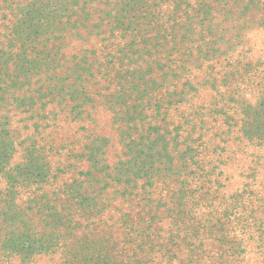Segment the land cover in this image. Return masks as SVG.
Masks as SVG:
<instances>
[{"label":"rangeland","instance_id":"rangeland-1","mask_svg":"<svg viewBox=\"0 0 264 264\" xmlns=\"http://www.w3.org/2000/svg\"><path fill=\"white\" fill-rule=\"evenodd\" d=\"M177 1L0 0V264H264V0Z\"/></svg>","mask_w":264,"mask_h":264},{"label":"trees","instance_id":"trees-1","mask_svg":"<svg viewBox=\"0 0 264 264\" xmlns=\"http://www.w3.org/2000/svg\"><path fill=\"white\" fill-rule=\"evenodd\" d=\"M167 1H171L173 13H172V15H169V17L172 18L174 20V22H175L176 19H178L181 16V13H184L185 15L190 16L191 12H193L191 9H188V7H186V6L182 7L181 3H179L177 0H167ZM214 1H218V0H212L211 2H208V1L204 2L203 1V3H202V4H207L208 5V12L207 11H205V12L203 11L204 15H205V18H204L205 22H204V24L202 26L203 28L201 27V29L204 30V32H203V40L204 41H207V40H210V39L213 40V38H212V34H213L212 17L214 15V13L217 11V8H218V7H216L214 5V3H215ZM134 2H136V1H134ZM200 5H201V3H200ZM195 10L197 12L196 8H195ZM218 12H219V10H218ZM206 14H209V15L207 16ZM194 16H196V15H194ZM162 37L164 38L165 34L162 35ZM255 68H256V66H254V65L251 68H249L246 71V75L254 76V74H250V73L255 72L256 69H257V68L255 69Z\"/></svg>","mask_w":264,"mask_h":264}]
</instances>
